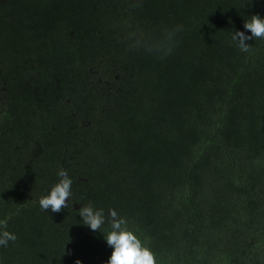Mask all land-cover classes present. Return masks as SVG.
Listing matches in <instances>:
<instances>
[{
  "label": "trees",
  "instance_id": "16d2710c",
  "mask_svg": "<svg viewBox=\"0 0 264 264\" xmlns=\"http://www.w3.org/2000/svg\"><path fill=\"white\" fill-rule=\"evenodd\" d=\"M252 15L264 0H0V264H106L89 202L157 264H264V40H232ZM59 168L72 195L46 212Z\"/></svg>",
  "mask_w": 264,
  "mask_h": 264
},
{
  "label": "clouds",
  "instance_id": "9594fccd",
  "mask_svg": "<svg viewBox=\"0 0 264 264\" xmlns=\"http://www.w3.org/2000/svg\"><path fill=\"white\" fill-rule=\"evenodd\" d=\"M244 29L250 31L251 35H246L244 31H236L232 35V40L240 51L248 52L250 45L246 41L254 38L264 40V18L259 15L250 16L249 20H245ZM176 31H179V28L165 32L164 44L157 46L164 55L170 54L169 44ZM56 174L59 177L58 182L51 188L49 194L39 200L40 208L46 212L50 209L53 213H59L66 209L72 195V180L67 170L59 168ZM78 214L82 217L79 223L88 226L93 232L102 233L107 245L113 249L106 264H157L155 253L128 228V221L115 209L108 210L106 219L104 209H97L89 202L79 209ZM106 222L111 230L105 235L101 229ZM17 238L14 232L8 230L7 220L0 219V247H8L9 242H15ZM75 264L82 262L77 259Z\"/></svg>",
  "mask_w": 264,
  "mask_h": 264
}]
</instances>
